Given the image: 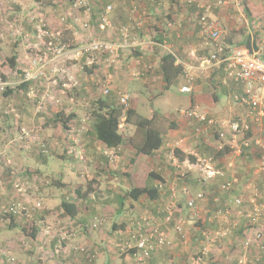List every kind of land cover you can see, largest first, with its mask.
<instances>
[{"label":"rangeland","instance_id":"obj_1","mask_svg":"<svg viewBox=\"0 0 264 264\" xmlns=\"http://www.w3.org/2000/svg\"><path fill=\"white\" fill-rule=\"evenodd\" d=\"M77 1L44 0V4H50L53 8L50 9V12L53 14L52 22H49L48 19H42V14L39 12L40 9L36 10L39 14H36V17H31L30 20L29 18H26L27 12L25 5L21 7L22 9L20 12V10L14 8L13 5L17 4L12 0L0 1V38H2L0 41V80L8 83V87L19 86L22 83V74L24 70L29 67L26 64L28 63V65H30L35 57L46 58L43 69L45 73L44 77L37 82H34L30 86L29 92L18 90L17 94L15 93V95H19V98H26L24 101L27 100L30 102V111L27 115L23 114L26 121L16 125L14 124L10 118V116H12L11 114L17 113L14 117L16 119L21 118V113H18V108L15 107L17 106L15 98H13V95L7 98L4 97V90H0V129H3L6 124L9 125L8 133L0 135V206L18 203H25L26 205L32 204L29 208L32 209L31 213L34 214L38 210L36 209V205L40 204L41 209L43 208L41 211L44 212L47 210L44 209L45 205L49 204L47 202L48 199H57V202H60L58 199L60 197L75 198V189H77V186H81L83 191L86 192L87 197L89 196L88 204L90 203L91 205L90 211H92V209L93 211H96L95 213L97 215H93L92 218L98 216L105 220L104 226L98 230H94L95 232H98L94 233L92 231L87 234H93L95 237H98V240H101V236L105 235L107 229L110 228L112 224H116L115 222H118L120 217L130 215L134 207H129V202L126 201V199L117 198L116 200H113L115 196H111V199L113 200L111 204L113 205L114 203L117 208L119 206L122 207L120 212L118 210L115 211L117 213L119 212L117 214L109 209L106 211L94 209L92 206L94 201L99 198L101 201L103 193L110 189L114 190V184H121V182L126 180L124 177H127L126 184L124 185L126 190L127 188L130 190L131 187H138V184H141L140 186L142 187L153 184L155 179L152 181L148 177L149 173L152 171L158 176L162 175L166 180H164V182H171L170 177L174 178L176 172L171 160V151L175 149L172 145L176 142L167 145L168 150L164 152L165 156L163 155V162L161 164H152L153 160L158 161L157 158H154L157 154L154 156L137 154V148L135 146L134 150H131V146L134 145L133 142L131 143V146H129L130 153L127 154V158H134L135 165L133 164L129 166L130 163L126 165L124 164V161L127 162L129 159L123 157V155H125L123 149L122 151L120 149L119 152L117 151L118 153L113 154V157L116 156L114 160H111V158L107 156L109 164L112 165V168L107 171H100V167L103 164H100L99 166L91 164L93 159L92 154H89L86 149V134L89 130V117L95 109L94 104L98 98H107L110 94H117L116 98L120 103L118 92L127 93L130 95V101L127 108L135 107L138 110V113L144 117H152L155 114L154 112H151L152 109H159V112L161 113L163 106L160 107L158 103L155 104L154 99H157L155 97L154 99L149 100V97L152 95L155 96V92H158L159 89L155 88V90H151L144 86L146 78L144 74H147L146 68L143 74L138 69L139 65L136 64L134 65V68H132L133 71L128 69L129 75H127L126 78L123 77V81L120 80L122 75L118 74V69L124 68L125 63L123 55L132 54L133 56L134 50L137 49L135 48L137 45L123 48L121 47L123 40L113 42L111 41V36H115L114 32L120 28L122 30L121 34H123L124 28L131 26L125 25L121 27L115 25L116 28L115 26L113 28L110 19H107L110 25H108L109 27L106 26L105 29H102L101 26L105 24L103 21V17L106 16L105 10L102 9L101 14L95 15L91 10L93 3L91 0H87L88 5H85L84 3V7L82 8L75 6ZM248 1L251 2L255 14L264 12V0ZM98 2L99 6L106 7L105 3L102 4L100 1ZM250 8L252 9V7ZM45 9L47 8L44 7V9H42L43 14L46 13ZM86 10H88L89 19L86 18ZM86 20H89V27L84 26ZM261 24V28L263 29L260 30L264 31V23ZM136 28L138 27L136 26ZM19 29H21L22 35H19ZM62 29L67 33V38H63L62 32L60 31ZM131 30L132 29L130 28V31ZM40 36L49 37L44 38L45 42H42ZM136 36L137 33H134L132 37ZM22 40L23 42L25 40H30V42L26 43L25 49L17 50V45L20 46ZM93 41L111 44L112 46H115L116 49L113 54L104 50L97 52L88 51L87 46ZM50 42L55 46L53 50H49L48 43ZM61 47H63L62 54L56 57L54 50ZM260 54H264V50H261ZM13 56L17 57L16 68L18 69H16V73H18L17 77L19 78L17 80L9 77L10 73L8 70L11 69L8 60ZM69 62H72L73 64L70 65L68 64ZM127 66L130 65L127 64ZM61 68H70L71 72L66 70L62 71ZM112 68H116L114 69V72L112 71ZM4 70L8 71V77ZM157 75L158 73L156 74V77ZM129 78H131L130 81H128ZM106 90H109V92L106 93ZM173 92L175 102L178 103L173 109V112L176 113L188 106L190 103V96L187 94H181L178 89ZM124 108H126V106ZM61 111L69 114L75 113L80 118V120L79 118H76V121L73 122L74 125H70L68 131H66L61 125L59 126L57 124L55 114ZM166 111L167 107L165 106L164 110H162L163 113L156 116V122L165 133H168L167 131L169 130L171 131V135H173L176 130H173L172 126L175 125L177 127L176 121L179 123L178 128H181L183 125L178 119H174L176 116L170 115V112H172L171 107L169 108V113ZM162 115H164V117H162ZM177 117L179 118V115ZM190 122L192 123V121ZM47 124V128L50 130L49 132L43 130V126H46ZM190 126L191 125L188 127L187 124L186 128L190 129ZM119 128L126 138H134L136 146L139 145L138 141H142V133L135 127L128 125L125 118L121 119ZM197 128L198 127H195V125H192L191 132L192 130L196 132ZM200 128H202V126ZM23 130L28 131L29 135L24 136ZM44 132L46 133V137H44ZM210 133H206L202 136L207 137ZM33 139L41 141L45 139L44 142H47L45 143L47 144L48 152L40 153L41 151H39V147H36L35 144L32 143ZM110 154L111 153H109V155ZM13 157L15 158L13 159ZM17 157L19 158L18 161L16 160ZM149 157L153 160L149 161ZM139 162H141L140 165ZM136 165H139L138 168H135ZM181 171H184V168H182ZM13 172H25V174L21 173L20 175H15L17 173ZM99 177H101L100 182L97 181V178ZM93 179L100 184V186H96L94 189L91 187L92 184L90 183ZM58 180L63 184L60 189L55 185V182ZM164 182H156V186L161 191V196H163L159 204L160 206L162 204L164 205L161 207L158 206L160 207L159 209L162 208L163 210H165L166 206L170 205V202L173 200L171 199V187L169 186V183ZM181 186L184 187V183H181ZM185 186H187L193 193L197 190L191 185L186 184ZM68 187L69 189L67 190L66 188ZM98 187H102L103 191L99 190ZM197 187L199 188L200 186ZM209 187H213L215 195L212 194V190L210 193L208 192L211 195L208 197L209 201L207 200L205 207L203 206L205 209L213 206L211 199L214 196L219 195L217 192L218 187H216V185H209ZM61 189H63V193L60 191ZM90 194H95V197L90 198ZM181 194L185 196V199L187 200V196L183 192H181ZM104 195L106 194L104 193ZM178 200L181 202L183 199L181 196H178ZM146 205L147 203H144V206ZM47 208H49V206ZM146 209L149 212L146 213V215L149 216L151 211L148 208ZM199 210L203 217V208H201V206H199ZM97 211H100V213ZM147 216L128 218H132L131 220H138L141 217L148 218ZM55 217L56 216H54V218ZM153 217L155 220L159 219L158 221L162 222L164 224L163 226L169 227V225H171L160 220L162 218L161 216L157 217L154 215ZM182 217L187 220L189 219V214ZM154 219L152 221H155ZM19 220L20 218L16 219L15 224L18 223L21 229L23 226H31V223L35 221L33 218L30 220H33L32 222ZM11 222L12 221L9 220V218L0 215V264H8L7 260L11 257L16 259L17 262L15 264H23L24 259L36 254L34 251L33 254L31 253L30 245L29 243L27 244V242H31V239L24 236L22 232L16 234L17 231H14L15 228L13 229L10 227ZM55 223V219L48 220L47 226H53ZM196 223L197 221H193V224ZM199 223L201 222L199 221ZM53 228L55 232V226H53ZM59 229L61 230V228ZM56 232H58V229H56ZM65 236L66 238L63 239L61 235L56 233L54 241L51 242L53 246L51 245L48 247V250L53 253V258L58 257V259H61L62 255L66 256V254L70 253V250H68L69 245L72 244V241H70V233L66 232ZM230 237L235 239L233 236ZM230 237L223 240L231 239ZM110 239L112 240V243H115V238ZM186 240L184 241L186 242ZM223 240H221V242ZM242 240L236 239V241H233V244L240 246V241ZM181 241H183V239ZM62 242H65V244H62ZM230 242V244H232V239ZM236 245L228 250V253L225 255L229 261L233 259L232 253H235V250H237ZM56 247L57 250H59V253H56ZM65 249L67 250V253H63L66 251ZM210 249L213 248L211 247ZM202 250L203 248L201 251ZM42 254L46 255V253L40 251V254L38 255L39 259L42 258ZM87 255L88 251L87 253L81 252L79 257H82L84 261H87ZM238 256L239 255H237V259Z\"/></svg>","mask_w":264,"mask_h":264},{"label":"crops","instance_id":"obj_2","mask_svg":"<svg viewBox=\"0 0 264 264\" xmlns=\"http://www.w3.org/2000/svg\"><path fill=\"white\" fill-rule=\"evenodd\" d=\"M12 1L18 5L17 6L14 4L13 6L16 10H20V12L22 9L21 7L25 5V9L27 12L26 18L30 19L31 17H36V14H39L38 12H36V10L40 9L39 12L42 14V19H48L49 22H52L53 14L50 12V9L53 8L50 6V4H44L43 1L38 2L37 0ZM98 1H100L102 4L105 3L106 7L111 6L112 10L107 12L106 7L98 5ZM188 1L189 0H91V2H93L91 10L93 11V13H95V15L101 14L102 9L105 10V13L107 12L106 17L108 20L110 19L113 28L115 25H119L121 27L125 25L131 26H127L125 28L128 29L130 39H136L137 46L135 48L137 49L134 50L133 56L132 54L123 55L125 63L124 68L118 69V74L122 75V77H120V80H122L123 77L126 78V76L129 75L128 69L133 71L132 68H134V65L136 64L139 65L138 69L143 74L146 68L147 74H144L146 76L144 86L150 88L151 90H155V88L159 89L158 92H155V96L152 95L149 97V100L154 99V97L157 98L154 99L155 104L158 103L160 107L163 106L162 110H164V107L166 106V112L168 113L170 112L169 108L171 107L172 112H170V115L176 116V118L174 119H178L183 125L181 128H178L179 123L178 121H176L177 127L175 126V129H173L176 131L173 133V135H171V131L168 130V133L164 134L165 145L161 147L159 151H156L153 155H151L154 156L155 154H157V156H155L154 158H157L158 161L153 160L150 157L149 161L153 160L152 164L154 165L158 163L161 164L163 162V155L165 156L164 152L168 150L167 145L175 142H179L178 148H176V150H180V152L185 155V160L184 162H182L183 164H186L187 162H195V160L199 156H210L216 155L218 153L216 155V168L226 171V179H229L233 176L238 178L239 184L234 191L229 194H225L219 190L220 183L224 179H219L216 183L213 184L218 187L217 192L219 195L217 196H221V198L223 197L224 199H226L224 200L222 198L224 202L229 201L233 203V200L235 198L243 196L247 197L249 196V194H251L252 187L259 186L262 192L261 200L264 202V187L261 184V181L254 174L262 150L256 149L254 146L246 148L242 145L241 141L238 142V150L228 148L227 150L222 152L218 151L215 148L216 137H218V134L220 132L227 128L228 122H249L250 120L246 116V107L237 101V98L241 97V95L243 94V85L239 82L227 78L225 66H216L208 71H202L198 68L197 58L207 56L208 54V50H203L200 48L202 40L200 38L199 12H201L202 9L198 5L207 6L209 5L211 0H196L193 3H189ZM227 1V5L221 8L214 9L213 13L210 15L213 20H218L224 28V44L227 47H243L260 53V51L262 50V38L264 36V31H261L263 29L261 28V23H264V12L255 14V12L253 11L254 8L251 2L248 0ZM44 7L47 8L45 9V14H43L42 12V9H44ZM250 7H252V9ZM136 26L138 28H136ZM130 28L132 29L131 31ZM60 31L62 32L63 38H67V33L65 32V30L62 29ZM131 32L133 34L137 33V36L132 37L133 34ZM114 33L115 36H111V41L115 42L117 40L121 41L124 39L123 34H121V28ZM1 39L2 38H0V41ZM21 42L22 44H20V46L17 45V50H22L23 48L25 49L26 43L30 42V40H25L24 42L22 40ZM167 54L173 55L176 58L175 66H179L183 70L182 76L180 75L178 78H176L173 84L168 89H166L167 83L164 81V78L160 73L162 58ZM68 64L71 65L73 63L69 62ZM127 64H129L130 66H127ZM26 65L28 66V63ZM16 69L18 68H15V71H8L10 73L9 77L17 80L19 78L17 77L18 73H16ZM114 69L116 68H112L113 72ZM185 69H188L189 73L194 77L193 93L189 95L190 103L188 104V106L180 112L174 113L173 109L178 103L175 102L173 91L178 89L181 93V87L186 84V79L184 77ZM61 70L71 72L70 68H61ZM4 71L8 77V71ZM155 73H158L157 77ZM152 75L155 77H153ZM130 79L131 78H129L128 81H130ZM118 93L120 94V91ZM116 95L117 94H115V96ZM13 98H15L17 105L15 107L18 108V113H21V118L19 119H16L14 117L17 113L11 114L12 116H10L11 120L16 125L18 123L26 121L23 114H28L31 109V105L29 101H24V99L26 98H19V95L14 94ZM195 105L198 106L202 112L206 113L209 118H214L215 120H217L216 124L207 125V127L209 128L208 133L211 132L207 137H203V135L197 138L195 136V131L192 130L191 132L192 125H195V127H203L206 126V124L199 123L194 119H189L183 114L184 110H187ZM162 110L160 113L159 109H152L151 112H154L155 114L152 117L149 116L147 118L151 119L154 116L156 117L157 115L162 114ZM178 115L179 118L177 117ZM162 117H164V115H162ZM190 121H192V123ZM187 124L188 127L189 125H191L190 129L186 128ZM47 127L48 124L46 126H43V130L45 132L50 131ZM8 130L9 125L6 124L3 129H0V135L7 134ZM45 132L44 137H46ZM246 138L258 139L264 146V127L257 128L254 126L253 130L246 134ZM132 142L134 144L133 146H131ZM138 142V146L140 147L142 145V141ZM129 146H131V150H134V146L136 147L134 138H127L125 145H122L120 147L121 151L123 149L125 154L123 155V157L125 159H129V161L127 162L124 161V164L126 165L130 163V166L133 164L135 165V159L127 158V154L130 153ZM86 149L89 154H92V165L95 164L96 166H99L100 164H103L100 167V171H107L112 168V165L109 164L107 160V156L112 152L114 148L105 147L100 141L96 139L95 136L91 134V136H87ZM14 158L15 157H13V159ZM18 159L19 158L17 157L16 160L18 161ZM140 164L141 162H139V165ZM229 164H232L233 167H230ZM139 165H136L135 168H138ZM174 169L176 171L175 167ZM21 173L25 174V172H18L15 175H20ZM176 174L177 173L175 172L174 178L170 177V181L172 183L169 181L164 182L165 179L162 177V175H160L161 180L155 179V184L153 183L152 185H155L156 187V182L158 183V181H162L164 183H169V186L171 187L173 184H181L185 182L187 185L193 186L195 190H205L204 192H206L208 197H210L211 195L209 194L211 190L213 191L212 194L215 195L213 187H209V185L212 184H208V186H201L194 174H190L188 180H183V182L180 178L177 177ZM124 178H126L125 181L121 182V184L115 183L114 190L110 189L104 192L106 195H104L103 193L101 201L99 200V198L94 201V204L92 205L94 209H100L102 211H106L107 209H109L110 211L112 210L114 212L118 210L120 212L122 207L119 206L117 208L114 203L113 205L111 203L113 200L121 198L126 199V201L129 202V207H134L130 215L122 216L118 219V222H115L116 224H112L111 227L107 229V232H105V235L101 236V240H98V237H95V235L93 234H87L88 232L90 233L92 231L94 233L98 232H95L91 228L90 223L92 216L97 214L95 213L96 211H93V209L92 211H90L91 205L90 203L88 204L89 196L87 197L86 192L83 191V188H81V186H77V189H75L76 195L74 194L75 198L73 199L75 204L77 205L78 214H76V216L73 218H61L60 216L63 213L61 209V204L64 200L63 197L60 198V202H57V199L47 198V202L49 204L45 205V207L43 206L44 209L47 210H45L41 214H38L41 218L44 217L43 220L40 219L39 221L41 230H39L38 238L36 240L30 238L31 242H27V244L29 243L30 245V251H32L31 253L33 254L34 251L36 255L31 256V254V257L24 259L23 264H137L135 260L132 259L131 254H128V256L119 254L120 250L118 247V242H120L119 240L121 238H128L126 233L130 229L129 224H132V222L130 223L132 218L128 217H145L147 216L146 213H149L146 208L150 209L151 211L149 216H147L151 221L154 219V215L157 217L161 216L159 208L163 204L160 206L159 202L161 201L163 196H161V191L159 190V197L157 199H150L148 196H143L141 197L142 199L140 198L134 201L129 197L127 198L126 196L129 193V190L128 188L127 190L125 189L124 185L126 184L127 177ZM97 181L100 182L101 177L97 178ZM98 182H96L95 179L91 180V187L94 189L96 188V186H100ZM140 185L138 184V187H142ZM180 186L181 185H179L177 189V196L175 198L172 196L171 199H173V202H170V204L174 202H176L177 204V211L175 213L176 218L188 215L186 199L185 196L181 194L182 191ZM197 186L200 187L198 188ZM248 186L250 187L249 190L247 189ZM66 189L68 190L69 187ZM98 189L102 190L103 188L98 187ZM197 190L196 192H198ZM60 191H62V193L64 192L63 189H61ZM190 192L191 194H194L191 190ZM111 196H115V198L112 200ZM178 196H181V198L183 199L181 202H179ZM94 197L95 194H90V198ZM144 203H147V205L144 206ZM198 205L203 208L202 214L204 216L207 213L209 214V216H211L213 211L216 209V206L214 204V207L211 206L210 208L205 209L204 207L206 205V202H199ZM48 206L49 208H47ZM98 213H100V211ZM54 216L56 217L54 218ZM204 216L202 218H205ZM52 219H55L56 223L53 226H55V229H58V232L62 234H66V232H68L71 236L70 241H72V244L68 247L70 253L66 254V256L62 255L61 259H58V257H52L53 253L48 250V247L51 245L53 246V244L47 241L43 236L41 237L42 229L45 228L48 220L50 221ZM20 220H24L23 217H21ZM158 220L159 219H156L152 222L159 225L160 229L164 230V232L169 235L172 245L158 250L147 261V264H191V257L199 253L205 246L204 239L201 237V232L207 229L208 231L215 230L219 225L218 223L211 222L209 220H204L203 222L201 221V223L199 224H193L192 222L188 223V226L185 228V235L187 239H184L186 240L185 242L184 240L181 241V236L174 232L172 223H170L171 225H169V227H166L163 226L164 224L162 222H159ZM160 220L163 221V218H161ZM246 224L248 223L244 218L240 219L237 225L231 230L230 236H233L235 238L233 239L232 237H230L232 239V244H230L231 239L223 240L224 242H219L218 246L216 245L214 247L215 249H210L213 254V258H211L204 264H237V255H239L241 244L240 246L233 244V241H236V239H243V232L246 228ZM14 228V231H17L16 234L21 233V230H19L21 228L18 223L15 224ZM59 228H61V230ZM110 238H115V243H112V240ZM235 245L237 247V250H235V253H232L233 259L229 261L227 257H225V255L226 253H228L227 251L232 249ZM81 248H85L86 252L88 251V255L86 256L87 261H84L82 257H79V254H81ZM40 251H43L44 253H46V255L42 254V258L39 259L38 255L40 254ZM63 253H67V250ZM90 255L92 256V258ZM41 259L43 261H41ZM259 264H264V261L261 260Z\"/></svg>","mask_w":264,"mask_h":264},{"label":"built area","instance_id":"obj_3","mask_svg":"<svg viewBox=\"0 0 264 264\" xmlns=\"http://www.w3.org/2000/svg\"><path fill=\"white\" fill-rule=\"evenodd\" d=\"M195 1L196 0H189L188 2L193 3ZM76 3L75 6L79 8L84 7V3L88 5L87 0H78ZM227 3V0H211L207 6L198 5L202 9V11L199 12L200 38L202 40L200 48L208 50V54L207 56L197 58V65L202 71H208L216 66L224 65L227 78L243 85V94L241 97L237 98V101L246 107V116L250 121L228 122L227 128L218 134L215 147L218 151H222L226 147L238 150V142L241 141L242 145L246 148L254 146L256 149H261V156L254 174L264 187V146L258 139L246 138V134L251 132L254 126L257 128L264 127V58H262L260 53L250 49L243 47H227L224 44V28L218 20H213L210 15L213 13L214 9L221 8L227 5ZM111 10L112 7L108 6L107 12ZM85 13L86 18L89 19L88 10H86ZM104 17L103 21L105 24L101 26L102 29L110 25L107 17ZM84 26L89 27V20L85 21ZM19 35H22L21 29H19ZM123 36L124 39L121 47L126 48L137 45L136 39H130L127 28H124ZM46 37L49 36H40L41 41L45 42L44 38ZM52 44V42L48 43L49 50H53L55 47ZM115 49L116 47L111 44L97 41H93L87 46V50L91 52L104 50L113 54ZM262 50H264V36L262 38ZM62 51L63 47L56 48L54 50L56 57L61 55ZM45 59L46 58L35 57L32 60L30 65H28L29 67L24 70L22 74V83L37 82L44 77L45 73L43 69ZM184 77L186 79V84L181 87L180 91L183 94L191 95L193 93L194 77L189 73L188 69L184 70ZM8 85V83L0 80V90H5ZM108 92L109 90H106V93ZM119 98L120 103L127 108L130 95L127 93H120ZM183 114L189 119H194L199 123L206 124V126L202 128H197L195 132L197 138L208 133L209 128L207 125H214L217 122L214 118H209L207 114L202 112L196 105L184 110ZM23 135L28 136L29 132L23 130ZM32 143L37 145L42 153L48 152L45 142L33 139ZM178 145L179 142L172 145L175 149L171 151V160L173 166L176 168V175L182 182L189 174H194L202 185H213L219 179H224L220 183L219 190L225 194H229L237 188L239 179L234 176L226 179V171L216 168L217 157L215 155L199 156L195 162L183 164L181 160L179 161L175 153ZM117 151L119 152L120 149L114 148L110 154L111 156L108 155L111 160H114L116 156L113 157V154L118 153ZM229 166L231 167L232 164H229ZM182 168H184V171H181ZM179 185L180 183H176L171 186V192L174 198L177 196ZM180 187L181 191L187 196L186 205L188 206L189 219L185 220L182 217L176 218L175 213L177 211V204L174 202L165 208L164 223H172L174 232L184 240L186 239L185 228L187 224L202 218L198 205L199 202H207L209 198L206 192L202 190L191 194L187 186L184 185V187ZM247 189L249 190L250 187L248 186ZM261 196L262 192L259 186L252 187V192L249 196L235 198L233 203L229 201L224 202L221 196H214L211 201L216 206V209L211 214L209 221L218 223V228L212 231H202V235L205 238V246L199 254L191 258V264H204L210 252V248L217 242H221V240L228 238L232 228L243 218L247 219L248 224H246V228L243 232V240L240 243L241 249L237 264H259L261 260L264 261V202L261 200ZM29 207L30 205H26L25 203L0 206V215L4 217L16 214L20 217L24 215L29 221L33 218L31 214L32 209ZM36 207L41 208L40 204H37ZM90 223L93 230H98L104 226L105 220L96 216L91 219ZM56 233L61 235L63 239L66 238L65 234L56 232V229L54 232L53 226H47L46 224L45 228L42 229L41 237L43 236L47 241L52 242L55 239ZM126 234L128 238H121L119 240L120 242H118L120 254L127 256L131 254L132 259L135 260L137 264H147V261L158 250L172 245L169 235L165 233L164 230H161L159 225L154 224L148 218H141L134 222L132 224V229H129ZM80 251L86 252V249L81 248ZM56 253H59L57 247ZM8 261L11 264L17 262L13 257Z\"/></svg>","mask_w":264,"mask_h":264},{"label":"trees","instance_id":"obj_4","mask_svg":"<svg viewBox=\"0 0 264 264\" xmlns=\"http://www.w3.org/2000/svg\"><path fill=\"white\" fill-rule=\"evenodd\" d=\"M37 1L42 2L44 0H37ZM262 58H264V54H262ZM8 61H9L10 69L12 71H15V68L17 66V64H16L17 57L13 56ZM175 63H176V58L171 54H167L166 56H164L162 58L160 73H161L162 77L164 78V81L167 83L166 89H168L173 84V82L175 81L176 78H178L180 75L182 76V74H183L182 68L179 66H175ZM32 84H33V82H25V83H21L19 86H16V87H12V86L7 87L3 91V96L6 98L10 97V96L14 95L15 93H17L18 90H22L25 92L29 91V88ZM112 95L113 94H110V96H107V98H98L97 99L96 103L94 104L95 109L93 110V112L90 114V117H89V119H90V122H88L89 130H88L86 136H91V134H92L105 147L119 148L120 149V147L122 145H125L126 139H127L123 135V133H121L120 128H119V126L121 124V119L125 118V121L128 125L135 127L143 135V139L141 142L142 145L140 147L136 146L137 154L151 156L156 151H159L161 149V147H163L165 145V135L164 134H166V133L164 132V130L161 129L160 126L157 125L156 117L154 116L151 119L144 117L138 113V110L135 107L124 108L125 106L121 105L118 102L116 96L115 95L112 96ZM55 118L57 119L56 120L57 124L59 126L61 125L66 131H68L70 129L69 126L74 125L73 122L76 121V118H78V116L75 113L69 114L67 112L61 111V112H58L55 114ZM80 123H81V121H80ZM172 128L175 129V125H173ZM35 146L38 147L37 145H35ZM228 148L229 147H226L224 150H222V152L227 150ZM40 153H42V152H40ZM175 153L181 159V161L185 160V155L183 153H181L180 150H178V149L175 150ZM42 155H44V154H42ZM189 175L185 178V180H188ZM148 177L150 180H154V179L161 180L160 176L155 174V172H153V171L149 173ZM55 185L59 189L62 188V186H63V184L59 180L57 182H55ZM184 185H186L185 182H184ZM143 196H148L150 199H157L159 197L158 187L157 186L155 187V185H152V184H150L148 186H144V187H131V189L129 190V193L127 194L126 197L127 198L129 197L130 199L136 201ZM60 198H58L59 201H60ZM63 199L64 200L61 204V209L63 211V213L60 215L61 218L62 217L63 218L64 217H69V218L75 217L76 214H78V208L74 202V199L71 197H66V199H65V197H63ZM36 209H38V210L34 214L31 213L33 215V219L35 220V221L32 220L33 222L30 220L28 221L24 215H21L25 221L32 222L31 226H29V227L23 226V228L21 229V232L24 234V236L29 237L33 240H36L38 238L39 230H41V228L39 226L40 219L41 220L44 219L43 217L41 218L38 215L41 212H43V211H41L43 208L42 209L36 208ZM164 211L165 210L160 209L161 216L163 218V222L165 219V212ZM188 214H189V212H188ZM207 215L205 216V218L199 219L197 221V223H199V221L203 222L204 220L208 221L210 219V216L208 213H207ZM6 217L12 221L10 224L11 228H14L15 220L18 218H21L20 216H17V214L16 215H7ZM139 219H141V218H139ZM138 220L133 219L130 221V223L132 222V224H133L134 222H136ZM245 220L247 221V219H245ZM204 223H206V222H204ZM132 224L129 225L130 229H132ZM201 237L203 239H205L204 236L202 235V232H201ZM64 243L65 242H62V244H64ZM218 244H219V242L214 244L212 248H214L216 245L218 246ZM199 253H197V254H199ZM212 255L213 254L210 251L207 258L205 259V263L208 260H210L211 258H213ZM41 261H43V260L41 259ZM7 263L11 264L8 260H7Z\"/></svg>","mask_w":264,"mask_h":264}]
</instances>
